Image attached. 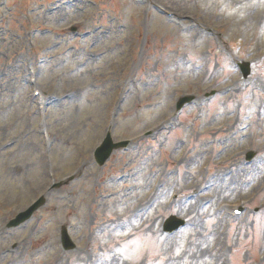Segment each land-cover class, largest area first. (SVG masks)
I'll list each match as a JSON object with an SVG mask.
<instances>
[{"label": "rangeland", "instance_id": "rangeland-1", "mask_svg": "<svg viewBox=\"0 0 264 264\" xmlns=\"http://www.w3.org/2000/svg\"><path fill=\"white\" fill-rule=\"evenodd\" d=\"M0 264H264V0H0Z\"/></svg>", "mask_w": 264, "mask_h": 264}, {"label": "water", "instance_id": "water-1", "mask_svg": "<svg viewBox=\"0 0 264 264\" xmlns=\"http://www.w3.org/2000/svg\"><path fill=\"white\" fill-rule=\"evenodd\" d=\"M186 101H189V99H186L185 101H181L180 106L185 103ZM114 146L111 144L109 147V150L107 152V155L111 153V151L113 150Z\"/></svg>", "mask_w": 264, "mask_h": 264}, {"label": "bare ground", "instance_id": "bare-ground-1", "mask_svg": "<svg viewBox=\"0 0 264 264\" xmlns=\"http://www.w3.org/2000/svg\"><path fill=\"white\" fill-rule=\"evenodd\" d=\"M192 29H194V27Z\"/></svg>", "mask_w": 264, "mask_h": 264}]
</instances>
